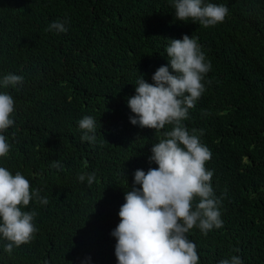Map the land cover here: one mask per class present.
<instances>
[{
  "label": "trees",
  "instance_id": "obj_1",
  "mask_svg": "<svg viewBox=\"0 0 264 264\" xmlns=\"http://www.w3.org/2000/svg\"><path fill=\"white\" fill-rule=\"evenodd\" d=\"M212 2L229 13L204 27L176 19L170 0H0V77L24 76L0 88L15 99L11 149L0 164L48 198L24 209L37 213L30 242L9 254L0 240V264H117L111 232L125 191L136 169L157 167L152 146L172 127L133 125L127 98L140 75L151 83L168 64V39L184 34L198 38L212 65L184 124L204 129L224 222L207 235L193 228L189 239L200 264L231 255L264 264V0ZM57 19H67V32L48 30ZM86 115L96 119L94 143L81 139ZM89 172L96 180L80 182Z\"/></svg>",
  "mask_w": 264,
  "mask_h": 264
},
{
  "label": "clouds",
  "instance_id": "obj_2",
  "mask_svg": "<svg viewBox=\"0 0 264 264\" xmlns=\"http://www.w3.org/2000/svg\"><path fill=\"white\" fill-rule=\"evenodd\" d=\"M170 3L176 19L199 22L204 27L223 22L229 13L226 4L212 0H170ZM67 23V19H57L48 30L67 32ZM168 41L164 50L168 64L153 73L151 83L140 75L135 94L127 98L133 125L155 130H164L166 125L172 127L163 131L162 138L152 146L148 159L157 167L147 171L136 169L133 186L125 191V202L118 212L119 223L111 232L116 239L117 264H200L197 245L189 239L190 230L198 228L207 235L224 223L221 200L212 184L214 170L206 167L212 152L200 139L204 129L189 131L184 124L189 109L195 107L206 90L204 81L211 70V61L196 37L184 34L182 39ZM23 82V75L7 73L0 77V88L17 87ZM14 111V97L0 91V157H6L11 149L5 133L15 124ZM78 126L83 141H96L93 116H84ZM53 166L63 167L59 161ZM78 179L91 185L96 173H80ZM33 199L48 204V198L39 189H33L23 173L13 174L0 164V240L7 241L4 250L9 254L14 247L30 242L37 231L36 211L24 210ZM218 264H244V261L239 255H231Z\"/></svg>",
  "mask_w": 264,
  "mask_h": 264
}]
</instances>
